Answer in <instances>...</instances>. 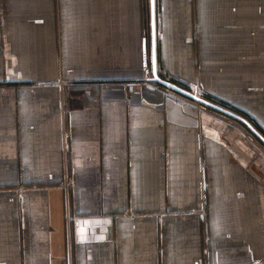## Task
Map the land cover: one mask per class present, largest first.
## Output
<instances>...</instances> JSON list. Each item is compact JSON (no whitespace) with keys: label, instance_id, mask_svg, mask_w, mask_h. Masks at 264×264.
Wrapping results in <instances>:
<instances>
[{"label":"crops","instance_id":"crops-1","mask_svg":"<svg viewBox=\"0 0 264 264\" xmlns=\"http://www.w3.org/2000/svg\"><path fill=\"white\" fill-rule=\"evenodd\" d=\"M154 6L0 0V264H264V0Z\"/></svg>","mask_w":264,"mask_h":264},{"label":"built area","instance_id":"built-area-1","mask_svg":"<svg viewBox=\"0 0 264 264\" xmlns=\"http://www.w3.org/2000/svg\"><path fill=\"white\" fill-rule=\"evenodd\" d=\"M142 83L149 86L150 88L154 90L162 91L166 95L167 99L172 100L173 102L181 106H185L188 103L189 98L185 96L180 90H185L191 93H196L197 95L201 97H206L203 91L193 84H189L184 81H179V82L169 81V84L166 85L162 82L155 80L154 70L152 66L149 67L147 70V78L140 81V84ZM131 90L133 92L137 91L134 86L131 87ZM68 137H70V135ZM70 183H73V182H70ZM125 215L131 218L135 216L133 213L130 214L129 212H126Z\"/></svg>","mask_w":264,"mask_h":264},{"label":"water","instance_id":"water-1","mask_svg":"<svg viewBox=\"0 0 264 264\" xmlns=\"http://www.w3.org/2000/svg\"><path fill=\"white\" fill-rule=\"evenodd\" d=\"M154 2H155V0H152V9H154ZM152 16H153V11H152ZM152 19H154L153 17H152ZM154 21V20H153ZM153 70H154V74H155V78L158 80V81H160V82H162V83H164V84H166V85H168L169 84V82H167V81H164L162 78H160L159 76H158V72H157V63H156V60H155V57H154V62H153ZM180 91H182V93L183 94H185L186 96L187 95H189V96H194L197 100H199V101H201V102H203V103H206V104H209L208 103V101L207 100H205L204 98H201V97H199L198 95H196V94H192V93H189V92H186V91H183V90H180Z\"/></svg>","mask_w":264,"mask_h":264},{"label":"rangeland","instance_id":"rangeland-1","mask_svg":"<svg viewBox=\"0 0 264 264\" xmlns=\"http://www.w3.org/2000/svg\"><path fill=\"white\" fill-rule=\"evenodd\" d=\"M144 12H145V13H144ZM143 14H147V16H148V7H147V5L143 7ZM197 29H198V27H197ZM151 66H152V65H151ZM151 66H150V67H151ZM135 89L137 90L138 93H139V92L142 93V92H144L145 89H146V88H145V84H143V83L140 84V82L138 81V82H137V86L135 87ZM130 91H132V90H130ZM157 91H158V90H157ZM132 92H133V91H132ZM160 92H162V91H160ZM162 93H163V92H162ZM203 93H204V92H203ZM204 94H205V93H204ZM188 98H189V97H188ZM188 98H187V99H188ZM189 101H190V100L188 99V103H189ZM174 103H175V102H174ZM188 103H187V104H188ZM176 104H177V103H176ZM187 104H186V105H187ZM67 134H69V135L71 136V132L68 131V132H65V137H68V136H69V135H67ZM70 182H73V179L70 178V179H69V182H67V184L65 183V186H67L68 188H71V186H72L73 183H70ZM129 213H130V214L133 213L135 216H137V214L134 213V212H129ZM124 215H125V214H124Z\"/></svg>","mask_w":264,"mask_h":264},{"label":"trees","instance_id":"trees-1","mask_svg":"<svg viewBox=\"0 0 264 264\" xmlns=\"http://www.w3.org/2000/svg\"><path fill=\"white\" fill-rule=\"evenodd\" d=\"M210 97L209 95H206V98Z\"/></svg>","mask_w":264,"mask_h":264}]
</instances>
